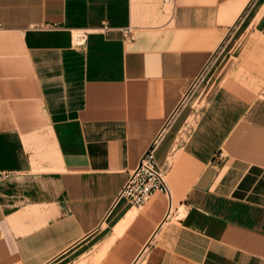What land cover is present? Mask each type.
<instances>
[{"label": "crops", "instance_id": "1", "mask_svg": "<svg viewBox=\"0 0 264 264\" xmlns=\"http://www.w3.org/2000/svg\"><path fill=\"white\" fill-rule=\"evenodd\" d=\"M0 23V264H264V0H0ZM156 139L170 192L136 207Z\"/></svg>", "mask_w": 264, "mask_h": 264}, {"label": "built area", "instance_id": "2", "mask_svg": "<svg viewBox=\"0 0 264 264\" xmlns=\"http://www.w3.org/2000/svg\"><path fill=\"white\" fill-rule=\"evenodd\" d=\"M1 26V23H0ZM104 30H110L109 27H104ZM125 39H130L133 36V28L128 27L122 30ZM86 32L77 34L76 38L82 42L85 38ZM222 52V48L220 49ZM215 59V58H214ZM210 61L209 66L212 64ZM208 69L206 67L205 71ZM156 139L146 150L142 156L138 166L130 173L120 195V198H125L130 204L136 207H142L147 203L153 193L162 191L170 192L167 173L164 166L159 164L156 159L155 151L157 148ZM12 173H4V177H9Z\"/></svg>", "mask_w": 264, "mask_h": 264}, {"label": "bare ground", "instance_id": "3", "mask_svg": "<svg viewBox=\"0 0 264 264\" xmlns=\"http://www.w3.org/2000/svg\"><path fill=\"white\" fill-rule=\"evenodd\" d=\"M77 39V38H76Z\"/></svg>", "mask_w": 264, "mask_h": 264}]
</instances>
